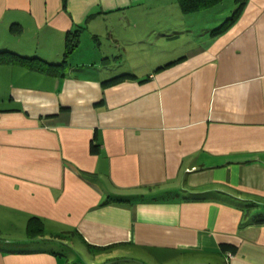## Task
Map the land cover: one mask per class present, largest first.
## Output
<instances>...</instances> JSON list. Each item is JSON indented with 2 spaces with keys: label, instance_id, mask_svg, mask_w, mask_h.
<instances>
[{
  "label": "crops",
  "instance_id": "obj_1",
  "mask_svg": "<svg viewBox=\"0 0 264 264\" xmlns=\"http://www.w3.org/2000/svg\"><path fill=\"white\" fill-rule=\"evenodd\" d=\"M245 1L211 37L176 0H0V264H64L67 243L264 264V0ZM139 22L176 39L116 36Z\"/></svg>",
  "mask_w": 264,
  "mask_h": 264
},
{
  "label": "rangeland",
  "instance_id": "obj_2",
  "mask_svg": "<svg viewBox=\"0 0 264 264\" xmlns=\"http://www.w3.org/2000/svg\"><path fill=\"white\" fill-rule=\"evenodd\" d=\"M234 0H223V2L212 9L205 10L201 12L202 14L198 15V19L196 20V26L194 31L198 34H206L209 33L210 29L214 26L219 25L224 18H227L231 15L234 10ZM243 13V8L239 14V16ZM238 16V18H239ZM219 21H216L215 19ZM237 18V19H238ZM233 25V24H232ZM231 25V26H232ZM207 26H210L207 28ZM230 26V27H231ZM229 27V28H230ZM228 28V29H229ZM171 29H163V27H146L144 26V22H139L134 27H129L127 25H123L121 27L120 34L116 33V36L120 35L121 39H176V38H167L165 35H169ZM190 30V29H186ZM177 36L184 35L182 30L177 31ZM194 32V33H195ZM226 32V31H225ZM223 32V33H225ZM190 33V32H188ZM129 38H128V37ZM127 37V38H125ZM118 39V38H117ZM66 246H57L60 249H55L54 247L50 246L51 249H54L58 253H60L61 259L64 261V264H89L85 257L83 256L82 252L81 255L71 254V246L67 243ZM70 246V247H68ZM68 247V248H67ZM76 251V250H75ZM78 252V251H77ZM86 255V251H84ZM102 260L104 257H100ZM107 259V258H106ZM105 260V259H104Z\"/></svg>",
  "mask_w": 264,
  "mask_h": 264
},
{
  "label": "trees",
  "instance_id": "obj_3",
  "mask_svg": "<svg viewBox=\"0 0 264 264\" xmlns=\"http://www.w3.org/2000/svg\"><path fill=\"white\" fill-rule=\"evenodd\" d=\"M176 1L178 3V6H179L182 14H184V15H190V14L199 15V14H202L201 12L208 10V9H212V8L216 7L217 5H219L223 2V0H176ZM245 2H246L245 0H234V3H235L234 7L235 8H234L233 12L231 13V15L227 18H224L219 25L212 27L210 29L209 33L208 32L207 33L211 37H214V36H218V35L222 34L223 32H225L237 20L243 6L245 5ZM198 18L199 17L197 16V19ZM215 20L219 21L217 18ZM78 32L79 31H74L73 35L77 36ZM188 32H190V30H188L187 33ZM72 42H73V44L76 43L75 37H74ZM71 47H73L72 44L69 45L68 51H66L65 55H68L70 53L69 49H71ZM173 63H174V61L171 62L170 64H173ZM126 76H128V75H126ZM121 78H123V76H119V77H116V78H113L110 80H106L103 82V84H110V82L119 81ZM110 200L118 201V202H127L128 198L117 197L115 199L110 198ZM33 220H34L33 218L30 219L29 224H28V228H27V234L29 237H33L37 232V229L34 226ZM258 221H260V220H258Z\"/></svg>",
  "mask_w": 264,
  "mask_h": 264
}]
</instances>
